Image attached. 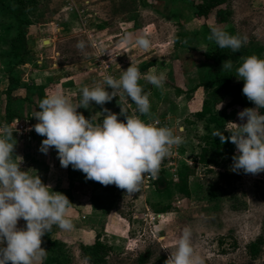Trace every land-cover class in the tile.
<instances>
[{"label":"rangeland","instance_id":"374dc122","mask_svg":"<svg viewBox=\"0 0 264 264\" xmlns=\"http://www.w3.org/2000/svg\"><path fill=\"white\" fill-rule=\"evenodd\" d=\"M198 1L23 0L20 10L25 24L18 42L21 61L10 55L17 22L0 8V122L13 130L14 154L22 157L21 169L35 170L42 183L63 193L72 204L66 213L72 228L61 230L54 225L51 236L66 246L69 264H81L80 247L91 246L97 235L112 249L106 264H141L139 256L146 260L144 264H164L173 250L174 236L184 227L190 228L192 246L204 264H264V243L256 254L249 250L257 238L264 241V171H231L235 151L202 164L197 147L206 135V120L195 117L211 91L203 87L212 79L215 67L207 55L218 48L208 39L211 29L247 37L237 52L220 49L218 59L221 71L242 88L235 68L249 55L264 58V0H225L222 7L230 15L221 24L211 16L196 18L192 3ZM126 33L133 38L146 36L150 47L122 44ZM80 40L85 41L84 50L75 47ZM109 56L115 63H108ZM228 59L232 61L230 71L221 68ZM129 65L138 68V84L148 94L150 111L143 116L168 119L175 131L184 129L180 135L182 144L188 146L184 157L191 165L195 163L187 198L173 188L157 192L156 184L164 186L162 180L148 187L140 185L130 195L115 185L85 180L71 166L62 168L52 148L47 154L38 151L44 137L31 126L37 123L33 115L41 98L60 93L76 104L83 86L102 82L104 68L118 78ZM152 72L164 75L161 87L143 78ZM9 77L15 85L9 106L16 117L7 121L4 91ZM237 98L230 94L216 108L222 131L232 130L228 122L241 123L239 111L254 107L243 94L244 107L236 103ZM129 104L135 107L130 99ZM120 107L124 108L111 100L103 106L90 102L88 108L76 111L93 122L91 115H96V121L103 119L97 115L103 113L102 108L117 114ZM14 120L17 122L11 127ZM18 126L26 133L15 137ZM24 224L19 219L17 227Z\"/></svg>","mask_w":264,"mask_h":264},{"label":"clouds","instance_id":"9594fccd","mask_svg":"<svg viewBox=\"0 0 264 264\" xmlns=\"http://www.w3.org/2000/svg\"><path fill=\"white\" fill-rule=\"evenodd\" d=\"M220 49L237 52L247 42L246 36L229 34L212 28L208 36ZM135 43L140 49H148L151 41L144 35L133 38L126 33L121 39L124 45ZM75 47L84 50L85 41H77ZM108 63H115L109 56ZM221 68L232 70V61L225 60ZM235 77L243 81L241 93L254 107L237 113L241 123H230L233 128L225 137L222 131L213 132L221 144L227 139L234 144L230 170L257 174L264 171V58L249 55L235 68ZM141 73L129 65L118 78L105 73L101 83L83 86L76 104L69 102L60 93L46 95L40 99L33 117L37 123L32 130L44 137L38 151L47 154L52 148L62 168L71 166L84 174L85 180L101 185H115L125 193L138 191L145 175L155 177L162 159L171 146L182 143V137L167 126L147 123L138 115H129L120 107L118 114L102 108L103 119L93 123L77 108H88L90 102L103 106L114 96L135 105V112L147 115L150 111L148 94L138 84ZM143 78L159 88L164 81L162 73H145ZM106 88L111 91H106ZM13 130L0 122V264H43L47 255L41 237L53 225L61 230H70L72 223L66 217L72 205L67 197L53 191L51 185L42 183L33 169L22 170V157L14 154ZM14 141V142H13ZM22 219L25 224L17 227ZM172 251L164 264H204L201 255L191 243V230L184 227L174 236ZM81 264H90L84 256Z\"/></svg>","mask_w":264,"mask_h":264},{"label":"trees","instance_id":"16d2710c","mask_svg":"<svg viewBox=\"0 0 264 264\" xmlns=\"http://www.w3.org/2000/svg\"><path fill=\"white\" fill-rule=\"evenodd\" d=\"M23 0H11L7 3H4L0 0V8L3 10L6 16L14 18L17 22V36L10 42V55L14 58H17L21 61L22 53L18 42L23 38L22 26L25 24L20 5ZM193 7L195 10L196 18H205L213 17L216 23H226L230 12L226 11V8L222 6L225 4V0H199L198 2H193ZM220 57V48H217L215 51H211L207 55V59L211 60L214 64L213 76L209 83L205 84L203 87L207 90H211L207 100L202 104V107L198 113L195 114V117L200 121H205V126L207 128L206 135L203 137V142L201 145H198L199 153L197 158L202 164L209 165L214 163L215 157L232 155L235 151V146L227 139L223 144L220 143L219 137H213V133L216 130H223L222 123L220 121L219 115H217V106L221 101L230 94H236L237 101L236 103L244 107V103L241 100V86L233 85L231 76L225 74L221 71L219 67L218 59ZM23 60V59H22ZM12 78L9 77V85L7 90L4 91L6 98V118L7 121L12 120L16 117V113L10 108V103L13 102L11 97L12 87L15 86L12 83ZM41 89V88H38ZM264 112V109L260 110ZM225 137L229 135L227 131H222ZM195 164V163H194ZM194 164L189 166H183L178 170V179L177 181H168L162 180L163 187L160 188L156 184V191L159 193L168 192L169 189L173 188L180 195L187 198L190 196V186L189 182L191 177L194 176ZM210 196L214 194L210 191ZM162 212V211H160ZM54 233V225L51 227L50 231L45 233L41 237V245L47 255L43 260V264H69V255L66 251V246L56 240L51 236ZM264 243L261 237L257 238L253 243L250 244V251L254 254L257 253L260 246ZM260 244V245H259ZM80 250L83 256L90 257V264H106L107 257L109 252L112 250L108 244L101 242L98 235L95 237L94 242L91 246H82ZM138 262L144 264L146 262L141 256L138 257Z\"/></svg>","mask_w":264,"mask_h":264},{"label":"built area","instance_id":"2783aa9c","mask_svg":"<svg viewBox=\"0 0 264 264\" xmlns=\"http://www.w3.org/2000/svg\"><path fill=\"white\" fill-rule=\"evenodd\" d=\"M105 73L110 74L106 68L103 69V75ZM112 100H115L117 103H120V105L127 110V113L129 115L135 114L138 115L142 120H144L147 123H152L155 124L156 126H167L172 129L168 119L145 117L139 114L138 112H135V107L133 105L129 104V102L125 103V101L119 99L118 96H114ZM117 114H118V120L123 121L124 117L119 115V113ZM16 122L17 120H14V123L12 121L9 125L11 127H14V124ZM97 122L98 121L93 120V123H97ZM172 130L174 134L181 135L184 129L182 127H179L177 131H175L174 129ZM14 133H15V137H17L18 135L22 136V134H25L26 131H23L22 127L18 126L14 129ZM183 140L184 139L182 138V142ZM187 148L188 146L183 145L182 143L179 145L171 146L168 155H166L160 163L157 175L155 177H152L150 175H145L140 185L148 187V185H153L158 180L177 181L179 168L183 166L191 165V162L187 161V159L184 157L188 151Z\"/></svg>","mask_w":264,"mask_h":264},{"label":"crops","instance_id":"0c3cea01","mask_svg":"<svg viewBox=\"0 0 264 264\" xmlns=\"http://www.w3.org/2000/svg\"><path fill=\"white\" fill-rule=\"evenodd\" d=\"M103 114L104 113H99V114H97L99 117L101 116V118H103ZM98 117V118H99ZM91 118L93 119V120H96L97 118H96V115H91ZM100 120H102V119H100Z\"/></svg>","mask_w":264,"mask_h":264}]
</instances>
